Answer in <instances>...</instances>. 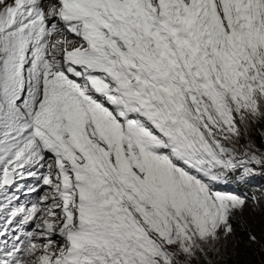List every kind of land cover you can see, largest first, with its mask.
Returning a JSON list of instances; mask_svg holds the SVG:
<instances>
[{
  "label": "rangeland",
  "instance_id": "1",
  "mask_svg": "<svg viewBox=\"0 0 264 264\" xmlns=\"http://www.w3.org/2000/svg\"><path fill=\"white\" fill-rule=\"evenodd\" d=\"M179 1L182 11L168 34L154 38L140 55L146 76L137 85L135 100L151 127L134 130L99 109L85 116L76 111L64 122L76 148L71 151L72 175L65 178L76 187L78 196L72 200L71 195L67 203L72 202L75 212L54 210L56 204L48 202L45 219L54 229L50 240H41L42 247L30 254L28 264L66 257L78 264H199L198 250L207 258L217 253L215 230L230 228V210L241 211L246 203L247 209L257 210L249 197L219 184L241 177L258 188L264 204V157L251 150L247 135L257 125L264 127V0H244L250 6L260 3L247 14L241 12L243 0ZM222 10L236 21L227 15L231 23L223 24ZM252 16L257 39L250 35ZM0 42L10 48L2 36ZM10 52L0 133L14 82ZM215 57L221 63L217 69ZM237 60H246L252 73L237 70ZM236 115L248 138L243 142ZM156 145L165 152H154ZM105 192L118 202L112 211L98 200ZM147 196L155 198L153 205ZM85 197L95 198L92 204L98 200L97 206L86 204ZM91 213L94 222L88 219ZM2 242L12 244L8 237ZM127 248L128 256L120 254ZM5 255L0 250V257Z\"/></svg>",
  "mask_w": 264,
  "mask_h": 264
},
{
  "label": "trees",
  "instance_id": "2",
  "mask_svg": "<svg viewBox=\"0 0 264 264\" xmlns=\"http://www.w3.org/2000/svg\"><path fill=\"white\" fill-rule=\"evenodd\" d=\"M243 11L245 14L249 13L248 9ZM224 19L226 24L231 23L226 17ZM248 25L251 27L250 35L255 37L258 26L254 16L248 21ZM215 41L216 39L213 37L214 45ZM223 63H225L228 69L231 68V63ZM234 64L236 65V69L240 70L243 75L247 76L252 73L251 67L247 64L246 60H237ZM235 121L239 126L238 135L242 142L243 139L248 140V138L244 137V134L241 133L243 126L240 125L237 115ZM247 135L251 138V150L262 154L264 157V127L257 125L254 130L247 133ZM122 177H125L124 173H122ZM125 178L128 179V183H132L129 175L128 178ZM232 180L230 189L227 191L235 192L242 197H249L251 199L250 205H253L252 207L257 210L253 211L247 209V203L241 211L237 210L238 208L230 210L226 217V223L229 224L230 228L226 229L225 226H219L215 230V237L219 246L217 253L210 252L211 256L207 258L203 255L201 250H198L196 256L199 259V264H264V204L260 200V192L258 188L252 186V182H248L241 177H233ZM132 185L143 197L140 188L136 187L133 183ZM104 195L100 196L98 199L105 202L104 205L107 206L105 207L107 211H112L110 208L114 207V204L116 205L118 202H115L117 200L111 192H105ZM145 199L150 205H153L155 200V198L151 196H147ZM94 200L95 198L91 199V201ZM90 218L95 220L93 215H90ZM116 249L117 240L113 241V250ZM120 254L128 256V248ZM115 257L117 259V255H115Z\"/></svg>",
  "mask_w": 264,
  "mask_h": 264
},
{
  "label": "bare ground",
  "instance_id": "3",
  "mask_svg": "<svg viewBox=\"0 0 264 264\" xmlns=\"http://www.w3.org/2000/svg\"><path fill=\"white\" fill-rule=\"evenodd\" d=\"M2 7V5H0ZM6 18L5 12L0 9V21ZM10 49L4 43L0 44V77L2 79L0 102H6L7 92L5 91L6 69L9 65Z\"/></svg>",
  "mask_w": 264,
  "mask_h": 264
}]
</instances>
